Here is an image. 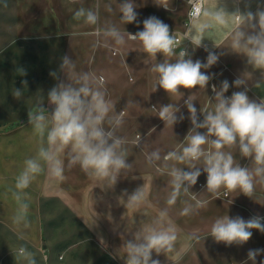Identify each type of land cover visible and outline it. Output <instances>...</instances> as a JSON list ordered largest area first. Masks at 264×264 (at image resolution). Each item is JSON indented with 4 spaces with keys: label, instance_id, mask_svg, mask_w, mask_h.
Listing matches in <instances>:
<instances>
[{
    "label": "crops",
    "instance_id": "obj_1",
    "mask_svg": "<svg viewBox=\"0 0 264 264\" xmlns=\"http://www.w3.org/2000/svg\"><path fill=\"white\" fill-rule=\"evenodd\" d=\"M188 1L168 0L166 10L158 7L155 0H134L140 22L137 26L120 22L119 6L123 0H0V264H27V260L17 261L12 255L20 246L34 255L36 264H124L126 243L135 242L138 234L158 220L164 226L175 225L178 236L173 252L161 253L159 257L153 253V259L158 258L161 264H242L249 249H264V233L255 229L242 246L216 243L208 234L214 220L226 214L245 220L255 214L264 216V187L257 185L251 198L238 190L227 197L221 190L216 198L207 193L206 174L202 173L187 193L181 190L175 205L167 203L173 190L169 171L173 167H189L164 160L168 152L179 153L186 144L191 123L184 101L192 97L198 110H211L215 103L212 89H181L182 95L171 96L155 83L156 74L150 69L166 59L175 62L176 56L149 57L139 42L131 40L117 48L102 31H95L115 25L121 32L134 34L143 29L145 18L156 16L175 33L186 15ZM247 3L250 8H246ZM201 4L209 12L222 8L229 17L225 25L204 15L189 24L186 35L193 50L191 58L206 63L208 53H216L217 63L202 71L214 74L211 82L217 90L223 80L231 85L242 78L251 99L264 98V71L249 65L246 56L231 46L235 26L230 15L237 7L255 12L258 5L264 6V0H201ZM109 5L112 12L107 11ZM79 7L98 10L100 19L95 28L73 19ZM65 55L75 62L76 73L103 77L114 113H124V123L115 135L126 141L123 148L131 168L122 170L117 182L109 185L87 175L78 165L67 167L66 153L62 154L64 178L51 179L45 173L33 182L26 190L30 197L28 223L17 226L12 223L17 208L12 195L15 178L24 160L34 156L37 149L28 111H33L37 99L41 95L46 98L57 82L50 72H59L61 57ZM20 68L27 71L26 76H21ZM59 75L61 80L68 78L67 73ZM22 80H27V87ZM15 88L24 90L20 100L12 95ZM240 90L244 88L230 87L225 95ZM149 91L157 102V110L171 103L186 118L170 127L157 112L144 116L143 101ZM44 106L51 112L53 106L46 100ZM203 118L201 112L199 120ZM157 151L160 159L150 160L151 153ZM231 151L237 163L252 166L239 156L238 149ZM137 189L143 190L144 201L129 208L128 198ZM200 200L207 203L198 207ZM185 206L192 208L191 215L180 214ZM162 211L167 215L160 217ZM197 234L202 239L198 243L191 241L185 252L187 237ZM261 260L264 254L257 257V264Z\"/></svg>",
    "mask_w": 264,
    "mask_h": 264
},
{
    "label": "clouds",
    "instance_id": "obj_2",
    "mask_svg": "<svg viewBox=\"0 0 264 264\" xmlns=\"http://www.w3.org/2000/svg\"><path fill=\"white\" fill-rule=\"evenodd\" d=\"M155 4L169 10L168 0H155ZM246 8H250V3L246 4ZM135 9L134 0H123L120 3V22L123 25H139ZM107 11L112 12L110 5L107 6ZM188 15L190 20L204 15L219 25H225L229 17L224 9L209 12L201 3H191ZM230 15L235 26L232 48L245 55L249 65L264 71V6L258 5L255 12L241 11L237 7ZM73 19L95 28L100 17L96 8L79 7L74 11ZM142 23L143 29L134 34L121 32L115 25L95 31H102L117 48L131 40L139 42L143 52L149 57L154 58L157 54L165 57L176 55L175 62L166 59L150 69L156 74L155 83L171 96L182 95L181 89H203L208 86L214 74L210 75L202 69H208L217 63L219 57L216 53L209 52L206 63L198 59L194 61L184 50L177 55L175 49L178 42L168 24L156 16H149ZM196 44H200L199 39ZM19 72L21 76L27 75L23 68ZM60 73H67V80H61ZM50 76L57 82L48 90L46 98L41 95L35 109L28 111V123L37 139V149L34 156L24 160L23 168L15 178L12 195L17 208L12 223L17 226L28 223L30 197L26 190L33 182L45 173L51 179L64 178L65 163L61 158L62 154L66 153L67 167L78 165L87 175L99 181H107L109 185L117 182L122 170L131 168L123 148L126 141L115 135L116 130L124 123V113H114L113 105L107 99L103 77L96 78L88 72L76 73L75 62L67 55L61 57L59 72L53 70ZM21 83L24 88L27 87V80H22ZM245 85L246 81L242 78L235 79L231 85L228 80H223L219 90L212 85L215 103L211 110H198L192 97L184 101L187 119L191 123L185 137L186 144L179 153L168 152L164 160L187 164L189 167L188 170L173 167L169 171L173 190L167 200L168 205H175L181 190L187 193L196 185L202 173L206 174L204 187L207 193L216 198H219L221 190L225 197L238 190L251 198L257 185L264 187V98L259 101L251 99ZM230 87H243L244 90L234 91L230 96L225 95ZM23 94L24 90L21 88H15L12 93L17 100ZM45 100L53 106L51 112L45 108ZM152 110L170 127L186 118L180 108L171 103L158 110L153 106ZM201 112L204 117L202 121L199 120ZM139 139L137 135V145ZM234 148L238 149L241 158L250 161L251 167L236 162L231 151ZM149 159L159 160V152L151 153ZM144 198L142 189L135 190L128 198V207H138ZM206 203L207 201L200 200L197 206L203 207ZM180 214L191 215L192 208L185 206ZM159 215L164 217L167 213L162 211ZM253 229L264 233V216L255 214L245 220L239 215L229 217L226 214L214 220L208 234L216 243L242 246L251 239ZM177 238L175 225L164 226L158 220L138 234L135 242L129 240L126 243L124 264H161L158 258L153 259V253L159 257L161 253L173 252ZM187 239L189 244L185 252L191 247V241L198 243L202 237L197 234L190 235ZM262 254L264 249H249L247 259L242 264H248L249 261L257 264V257ZM12 255L17 261L25 259L27 264H36L34 255L23 246L14 250ZM260 264H264V260Z\"/></svg>",
    "mask_w": 264,
    "mask_h": 264
},
{
    "label": "built area",
    "instance_id": "obj_3",
    "mask_svg": "<svg viewBox=\"0 0 264 264\" xmlns=\"http://www.w3.org/2000/svg\"><path fill=\"white\" fill-rule=\"evenodd\" d=\"M191 3H201V0H191V2H190V0L188 1V9H187L185 17L182 20L183 30H181L179 32H175V33L172 32V34L174 35L175 39L178 42L177 47L175 49L177 55H178L179 51H181V50L186 51L188 54L192 50L190 40L188 39V37L186 35V30H187L189 24L193 21V20L189 19V15H188L190 7H191Z\"/></svg>",
    "mask_w": 264,
    "mask_h": 264
},
{
    "label": "rangeland",
    "instance_id": "obj_4",
    "mask_svg": "<svg viewBox=\"0 0 264 264\" xmlns=\"http://www.w3.org/2000/svg\"><path fill=\"white\" fill-rule=\"evenodd\" d=\"M181 30H183L182 21H181V23H180V29L176 30L175 32H179V31H181ZM192 52H193V50L190 51V53H189L190 56H192ZM174 56H175V55H174ZM176 58H177V56H176ZM208 87L212 89V82H211V80L209 81ZM184 100H185V99H184ZM156 103H157L156 100L151 96V92L149 91V92L145 95V97H144V101H143L142 111H143V113H144V116L154 114L155 111H153L152 109H153V106L156 107ZM153 116H155V115H153ZM164 126H165V125H163L161 128H163ZM149 132H152V130L150 129ZM150 142H151L150 138L147 139V143H148L147 146L150 145V144H149ZM245 244H246V243H245ZM243 245H244V244H243Z\"/></svg>",
    "mask_w": 264,
    "mask_h": 264
}]
</instances>
